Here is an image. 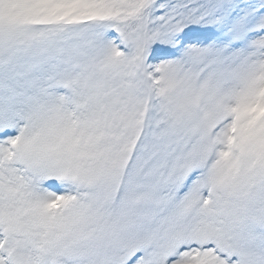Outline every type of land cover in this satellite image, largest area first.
<instances>
[{
	"label": "snow or ice",
	"instance_id": "snow-or-ice-1",
	"mask_svg": "<svg viewBox=\"0 0 264 264\" xmlns=\"http://www.w3.org/2000/svg\"><path fill=\"white\" fill-rule=\"evenodd\" d=\"M0 264H264V0H0Z\"/></svg>",
	"mask_w": 264,
	"mask_h": 264
}]
</instances>
